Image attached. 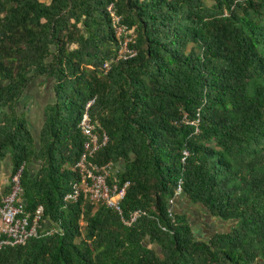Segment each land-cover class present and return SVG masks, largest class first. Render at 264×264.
Instances as JSON below:
<instances>
[{
    "label": "trees",
    "instance_id": "obj_1",
    "mask_svg": "<svg viewBox=\"0 0 264 264\" xmlns=\"http://www.w3.org/2000/svg\"><path fill=\"white\" fill-rule=\"evenodd\" d=\"M111 3L132 30L127 60L117 59ZM35 76L51 77L54 92L37 138L16 109ZM92 97L108 136L92 160L121 163L108 182H128L120 214L64 200ZM6 158L42 227L1 246L0 264H264V0H0ZM178 194L235 225L196 238L174 209Z\"/></svg>",
    "mask_w": 264,
    "mask_h": 264
},
{
    "label": "built area",
    "instance_id": "obj_2",
    "mask_svg": "<svg viewBox=\"0 0 264 264\" xmlns=\"http://www.w3.org/2000/svg\"><path fill=\"white\" fill-rule=\"evenodd\" d=\"M106 9L119 44L117 59L127 60L135 56L137 51L132 46L134 43L132 30L122 24L121 16L116 12L113 3L109 4ZM109 67V62L104 64L106 71ZM95 100L96 97H92L86 102L78 123L84 140L82 153L72 168L78 172L79 179L72 183L64 200L73 202L79 196H83L92 203H104L120 214V200L128 182L123 186H119L115 182H108V178L116 175L120 169V163L115 165L109 162L105 165H97L92 160L95 153L108 141L107 134L104 131H99V123L92 118L90 113ZM184 154L187 155V152L184 151ZM20 173L21 168L10 176V190L8 193L0 194V248L5 245L24 244L29 238L36 236L39 228L42 227L40 224L42 207H39L33 216L24 211L25 203L21 198ZM170 203H173V199H170ZM140 213L139 210H135L128 219L122 217V221L130 225L139 217Z\"/></svg>",
    "mask_w": 264,
    "mask_h": 264
},
{
    "label": "rangeland",
    "instance_id": "obj_3",
    "mask_svg": "<svg viewBox=\"0 0 264 264\" xmlns=\"http://www.w3.org/2000/svg\"><path fill=\"white\" fill-rule=\"evenodd\" d=\"M42 1L46 3L50 2V0ZM53 99V79L48 76H35L30 80L17 102L16 109L18 113L25 115L29 127L36 138L44 121V106ZM121 166L122 164L120 163L119 167ZM38 167L39 163L34 162L35 170ZM188 209L194 235L199 239H208L215 231H228L236 222L233 220L222 221L212 216L205 208L198 204H190ZM150 246L158 249L155 244H150Z\"/></svg>",
    "mask_w": 264,
    "mask_h": 264
},
{
    "label": "crops",
    "instance_id": "obj_4",
    "mask_svg": "<svg viewBox=\"0 0 264 264\" xmlns=\"http://www.w3.org/2000/svg\"><path fill=\"white\" fill-rule=\"evenodd\" d=\"M11 171H12V169H11L10 158H6L0 164V194L4 193V191L7 189V186L9 184V180H10V176H11ZM179 194L175 198L174 209H175V211L186 213L188 215L189 220H190L191 218H190V212H189L188 207L190 206V204H193V203L189 199H187V198H185ZM198 209H200V208L198 207ZM190 222H191V220H190ZM191 225H192V223H191ZM192 228H193V226H192ZM215 232H217V231H215ZM220 232H226V231H220Z\"/></svg>",
    "mask_w": 264,
    "mask_h": 264
}]
</instances>
